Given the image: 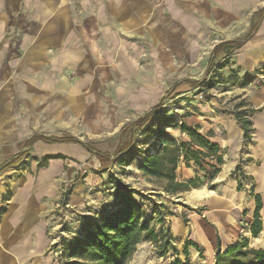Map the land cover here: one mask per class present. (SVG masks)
Here are the masks:
<instances>
[{"label": "rangeland", "instance_id": "1", "mask_svg": "<svg viewBox=\"0 0 264 264\" xmlns=\"http://www.w3.org/2000/svg\"><path fill=\"white\" fill-rule=\"evenodd\" d=\"M196 1L198 0H190L191 5L196 6ZM200 1H205V5L210 7L221 2V0ZM162 6V1L154 5L159 9L158 21L167 23L169 15L166 13L164 15L160 11ZM206 15L208 17L211 14L206 11ZM215 25L218 27L206 24V27L202 25L199 31L189 30V34L193 37H189L185 43L181 41L182 37L175 36L173 42L166 41L162 47H109L104 52L101 51L102 57L98 61H88L92 66H88L86 70L91 72L92 79L71 99L64 94L54 93L45 94L40 99L0 100V137L5 133L2 139L6 138L9 144L14 146L36 132L49 134L60 131L75 135L84 141H91L100 149L114 153L124 126L148 112L162 98L168 113L175 116L177 124L185 121L184 116L206 115L209 117L206 120L208 124L214 123L221 127L220 132L226 133L225 125L230 119H236L235 110L241 109L237 104L243 99L248 100L240 94L243 88L241 84L231 85L229 81L205 89L191 86L189 83L191 80L195 81L203 77L213 45L225 37L223 33L227 28H221L222 24L219 23ZM209 29L215 30L209 31ZM206 31L211 36L205 37ZM192 38L199 42V47L190 44ZM245 47L249 48L245 49ZM239 56H246L247 59H239ZM226 58L222 53L218 56L217 62H225ZM231 69L237 71L241 83L247 77H252V82L244 88H250L251 98L255 102L251 105L257 108L256 103H262L264 99L260 96L264 95V39H253L249 44L235 51L230 56L229 63L220 70L224 78L229 77ZM84 72V69L79 68L70 76L72 79L80 78ZM262 110L263 107L259 113L255 112L251 116L257 129L263 122ZM164 129L178 139L185 138L178 129L172 127H164ZM126 137L128 138L127 132L123 139ZM253 137L252 133V140L246 147L243 138L241 141L239 158L242 156L245 161L244 170L251 161L256 162L253 158L255 144ZM158 139L155 134L141 133L140 150L143 152L152 148L158 143ZM45 149L48 147L39 144L37 153L34 151L32 154L41 157V152ZM61 149L67 153L64 154L65 158L60 166V184L54 194L50 193L54 203L46 228L47 264H63L61 237L75 238L81 233L88 217L100 220L103 214L114 208L117 198L111 176L131 184L140 191L142 196L138 195L137 198L144 206L147 216L154 218L152 223L156 224L157 229L162 225L170 231L177 249V252L171 250L166 256L160 257L156 254L152 242L142 241L126 264H173L178 258L185 261L184 244L189 240L197 243L198 248L192 245L188 247L189 257L186 261L191 264H214L216 251L212 261L207 259L209 244L201 243L194 238L192 226L193 215L196 213L201 218H205L209 224L219 226L222 241L227 238L226 231L232 233L233 229H238L244 233L248 228L246 223L250 222L245 220V214H242L244 216L237 221L233 206L226 207L221 221L212 222L211 218H207L206 198L188 197L193 188L177 195L167 194L162 190L161 182L141 173L137 161L125 167L114 164L108 171L100 172L99 160L83 152L81 147L77 146L75 151L72 145L61 146ZM242 150L246 152L243 153ZM38 172V163L24 159L15 168L4 173L0 180L4 181L7 177L21 178L25 174L34 178L37 177ZM206 182L203 186L209 188ZM252 183L245 180L242 190L249 193ZM173 215L181 217L182 221L179 225H176L179 220L176 221L171 217ZM159 219L163 220L161 224L157 223ZM184 219L187 221L185 222ZM182 226L183 228L186 226L187 231H184ZM233 235L236 236V233Z\"/></svg>", "mask_w": 264, "mask_h": 264}, {"label": "crops", "instance_id": "2", "mask_svg": "<svg viewBox=\"0 0 264 264\" xmlns=\"http://www.w3.org/2000/svg\"><path fill=\"white\" fill-rule=\"evenodd\" d=\"M158 1L163 4L160 11L169 15L167 23L158 21L159 9L154 7ZM205 4L200 0L196 1V6L191 5L190 0H0V100L40 99L45 94L54 93L71 99L92 79L91 72L86 70L92 66L88 61H98L102 57L101 51L109 47H162L166 41L173 42L175 36L182 37L181 41L185 43L193 37L189 30L199 31L206 24L216 28L215 24L219 23L221 28L227 29L223 33L225 37L217 41L214 48L221 41L245 35L256 12L264 7V0H221L211 7ZM206 11L211 15L207 17ZM207 35L211 36L206 31L205 37ZM193 39L190 44L199 47V42ZM253 39H264V17L253 37L241 48ZM242 58L247 59L239 56ZM79 68L85 70L83 76L72 79L71 73ZM241 90V95L255 103L250 88ZM260 96L261 99L264 97ZM263 100L256 105L257 108L263 107L261 112L264 113ZM207 118L206 115L184 116L185 122L198 126L200 132L211 131L212 140L225 151V163L213 180L215 189L208 188L214 190L213 193L202 197L206 198L207 218L212 222L221 221L226 207L233 206L237 221L245 214V220L251 223L256 201L250 191L237 190V180L231 176L239 159L242 126L237 119H230L225 125L226 133H222L221 127L208 124ZM253 126V158L256 162L251 161L245 172L251 176L254 193L262 197V231L253 237L248 228L244 233L233 229L232 233L226 231L227 238L222 241L219 226H213L194 214V238L209 244L207 259L211 261L217 248V236L223 242V249L242 236L248 239L251 247L264 249V118L259 129L255 123ZM54 133L67 132H36L14 146L6 138L2 139L5 133L0 137V164L28 149L18 164L27 159L34 160L39 167L37 177L25 174L21 178L0 180V264H47L46 228L54 203L50 193L54 194L60 184V166L67 153L61 146L72 145L74 151L79 146L90 154L79 144L71 142L48 144L38 140L29 148L25 145L34 134ZM39 144L48 147L41 152V157L32 154ZM55 154L61 157L44 161L45 156ZM13 168L2 171L0 177ZM177 173L179 178L190 179L197 174V168L182 164ZM171 217L179 220L176 225L182 221L178 215ZM185 227L182 226L187 231Z\"/></svg>", "mask_w": 264, "mask_h": 264}, {"label": "trees", "instance_id": "3", "mask_svg": "<svg viewBox=\"0 0 264 264\" xmlns=\"http://www.w3.org/2000/svg\"><path fill=\"white\" fill-rule=\"evenodd\" d=\"M264 17V7L256 12L255 19L249 31L231 40L221 41L216 44L211 52L205 73L201 79L189 81L191 86L211 89L219 84L231 81V85L241 84L246 87L252 82V77H247L240 82L239 75L235 69H231L229 77L224 78L221 69L229 63L230 56L250 40ZM226 55L225 62H217L220 54ZM240 96V95H239ZM162 98L152 109L137 117L124 126L120 141L114 151H104L91 141H84L69 133H54L51 135L34 134L25 143L31 147L36 141L45 143L71 142L77 143L95 156L99 162V171L106 172L114 164L121 167L129 166L137 161L138 169L149 178L161 182V188L169 195H177L192 188H199L206 184L209 189L214 188L213 180L221 172L225 163V151L219 143L212 140V132L202 133L198 126H190L185 121L177 124L175 116L168 113ZM235 110V118L243 129L244 146L252 140L254 132L251 116L260 111L254 108L247 99L241 100ZM164 127L178 129L185 138L178 139L165 131ZM127 132L126 139H123ZM157 135L158 143L150 149L141 151L139 145L140 134ZM29 150H23L0 164V173L8 168L15 167L25 157ZM242 152H246L242 150ZM143 155V156H142ZM61 157V155H47L48 159ZM244 160L240 156L231 176L237 180V190L244 188L245 180L251 181L244 170ZM184 164L186 167L192 165L197 168L194 178L180 180L178 169ZM44 165V164H43ZM111 182L115 187L117 202L114 208L101 216L100 220L88 217L81 233L73 239L61 237V256L63 264H126L137 251L139 243L150 241L154 244L156 254L164 257L171 250L177 252L174 237L170 231L161 225L159 229L153 224V217H148L144 206L137 198L142 196L140 191L133 188L131 184L111 176ZM252 185V184H251ZM67 194V191H66ZM250 194L256 201V209L253 220L249 223V231L253 237H257L262 231V220L260 210L262 208V197L255 194L253 185ZM186 222L187 219H184ZM162 219L157 222L161 224ZM58 244V242L56 243ZM198 248L197 243L189 240L184 244L183 254L185 261L179 258L173 264H191L186 261L189 257V246ZM247 238L242 237L239 241L229 245L226 249L221 246V239L217 236L216 259L214 264H264V249L249 247ZM200 249V248H199Z\"/></svg>", "mask_w": 264, "mask_h": 264}, {"label": "bare ground", "instance_id": "4", "mask_svg": "<svg viewBox=\"0 0 264 264\" xmlns=\"http://www.w3.org/2000/svg\"><path fill=\"white\" fill-rule=\"evenodd\" d=\"M214 190H209L208 188H206L205 186L201 187V188H193L190 192L188 197L191 198H202L205 194L209 195L210 193L212 194Z\"/></svg>", "mask_w": 264, "mask_h": 264}, {"label": "built area", "instance_id": "5", "mask_svg": "<svg viewBox=\"0 0 264 264\" xmlns=\"http://www.w3.org/2000/svg\"><path fill=\"white\" fill-rule=\"evenodd\" d=\"M244 184H245V182H244ZM246 186H248V184H246ZM246 225H247V227H249V223H246Z\"/></svg>", "mask_w": 264, "mask_h": 264}]
</instances>
